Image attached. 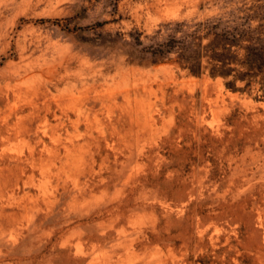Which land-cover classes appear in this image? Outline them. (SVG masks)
Masks as SVG:
<instances>
[{
	"label": "rangeland",
	"instance_id": "obj_1",
	"mask_svg": "<svg viewBox=\"0 0 264 264\" xmlns=\"http://www.w3.org/2000/svg\"><path fill=\"white\" fill-rule=\"evenodd\" d=\"M259 25L264 0H0V264H264V98L211 75Z\"/></svg>",
	"mask_w": 264,
	"mask_h": 264
},
{
	"label": "trees",
	"instance_id": "obj_2",
	"mask_svg": "<svg viewBox=\"0 0 264 264\" xmlns=\"http://www.w3.org/2000/svg\"><path fill=\"white\" fill-rule=\"evenodd\" d=\"M216 36L224 42V50L212 56L215 63L211 75L232 76L226 85L235 91H249L253 84H257L264 98V27L259 25L240 32H220ZM232 46L240 48L242 52L231 53ZM193 72L199 74L200 70ZM237 81H243L245 85L236 87Z\"/></svg>",
	"mask_w": 264,
	"mask_h": 264
},
{
	"label": "bare ground",
	"instance_id": "obj_3",
	"mask_svg": "<svg viewBox=\"0 0 264 264\" xmlns=\"http://www.w3.org/2000/svg\"><path fill=\"white\" fill-rule=\"evenodd\" d=\"M27 89L29 90V87H27ZM30 91V90H29ZM20 93H21V91H19ZM24 92H27V91H24ZM32 92V91H31ZM34 94V93H33ZM32 105H33V103H32ZM31 105V106H32ZM62 106H63V108H61V109H63L64 110V108L66 107L67 108V106L69 105L68 103H62L61 104ZM61 107V106H60ZM34 108V107H33ZM65 108V109H66ZM35 111L34 112H31V113H29L28 115H25V116H23V117H21V118H17V119H19V120H21L22 122H18L17 124H16V129H17V131H18V135H20V136H24V135H26L27 133H29V132H35V134H37V131H35L34 130V122H37V121H40L42 118H46L47 117V115L49 114V113H51V106L50 105H48L47 106V108L45 109V111H46V114L44 115L45 117H43L42 116V110L38 107V105H36L35 104ZM22 112V111H21ZM19 115V112L17 111V112H15V116H18ZM34 119V121H32L31 119ZM96 118V117H95ZM25 120H27V121H25ZM25 122V123H24ZM40 122H38V124H39ZM76 123H78V122H76ZM21 124V125H20ZM37 124V125H38ZM79 124V123H78ZM19 125V126H18ZM40 126V125H39ZM54 127V126H53ZM38 128V127H37ZM39 131V130H38ZM57 136V135H56ZM58 137H59V135H58ZM57 138H55V140H56ZM40 142H42L43 143V149L41 150V153H40V155L39 156H41V158L40 159H42V160H46V158L45 157H48L47 159H53L54 158V156H55V154L57 153V150L55 149V148H49L48 147V145L47 144H44V140H41L40 139ZM71 143H72V141H71ZM31 155L32 156H36V152H35V149H32V151H31ZM21 160V159H20ZM47 161V160H46ZM11 166L13 167L14 165H13V162H12V164H11ZM21 167H24L23 166V164H21L20 165Z\"/></svg>",
	"mask_w": 264,
	"mask_h": 264
}]
</instances>
